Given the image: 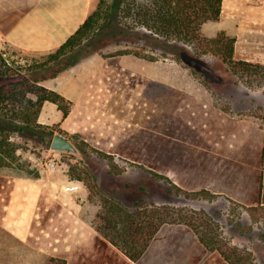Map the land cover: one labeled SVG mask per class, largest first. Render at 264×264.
I'll use <instances>...</instances> for the list:
<instances>
[{"label": "rangeland", "instance_id": "1", "mask_svg": "<svg viewBox=\"0 0 264 264\" xmlns=\"http://www.w3.org/2000/svg\"><path fill=\"white\" fill-rule=\"evenodd\" d=\"M113 1L116 0H110L111 4ZM120 13L119 10L118 17ZM116 21L113 20L111 27L105 30L107 37L104 40L107 44L100 52L105 56L120 54L124 60L121 96L114 95V88L103 87L94 91L85 103L81 97L70 103L73 131L68 132L69 137L74 142L83 139L88 141L87 148L90 152L81 155L59 153L51 148H44L35 141L26 143L25 139L13 135L12 139L22 144V152L18 153L31 161L32 166L40 173L38 177L29 176L35 179L45 176L48 180L60 181L72 178L69 175L71 165L86 162L96 176L101 190L112 192L114 198L129 210L136 209L134 202L141 198L149 207H170L175 218L180 209L185 212L205 210L220 223L223 236L232 245L247 248L251 246L257 251L254 254L257 264H264V220H255L246 206L223 195L214 193L216 196L208 198L193 194L199 190L186 188L190 194L179 193L172 185V179L155 177L150 171L164 174V167L171 163L166 161L168 149L164 148V133H182L194 137L198 135L197 129L193 127L194 123H187L190 109L185 105L194 106L201 103L203 98L196 93L186 96L185 90L209 92L211 95L204 98L209 100L208 105L222 107L239 117L248 116L260 120L258 115L264 113V86L250 87L238 81L236 76L223 69L221 59L208 56L217 68L208 67L207 75L211 76L210 79L205 76L211 86L208 87L189 68L178 62L173 54L164 55L161 47L153 49L148 41L139 39L136 33L129 36L121 33L116 39L109 37L116 30ZM256 42L249 39L241 41L235 57H250V50H254V46L257 48ZM0 51L14 68L20 70L18 74H21L9 81L0 77V86L7 82L15 83L21 76L34 80L57 68L42 71L35 67L37 62L46 60L51 52L38 56L29 54L2 43L1 39ZM117 69L121 70L119 65ZM147 73L149 77L146 79ZM151 75L154 77L151 78ZM218 77H222L225 82L217 86ZM86 84L89 85V82ZM179 102L182 104L181 108L178 107ZM98 151L114 154L113 158L103 157ZM36 158L44 161L55 159L58 161V168L52 172L43 164H38ZM185 169L186 173L189 169L188 174L195 170ZM20 175L27 174L0 168V264H46L52 256L66 258L67 264H131L122 249L114 244L108 245V240L105 242L107 237L104 234H100L104 240L93 239L94 232L97 233L98 230L101 233L98 227L103 224L106 213L100 195L90 198L93 210L84 219L81 216L69 218L63 215L61 203L55 202L43 206L42 215L37 217L25 240L10 236L2 218L8 192L14 185V178ZM190 176L191 174L186 178ZM189 180L193 182V176ZM193 183L190 185H194ZM71 198L75 202L82 200V197L77 196ZM66 201L64 204L69 205L70 200ZM73 211L68 210L67 213L73 216ZM87 217L90 218V224L83 221ZM237 221L252 225V230L237 227Z\"/></svg>", "mask_w": 264, "mask_h": 264}, {"label": "crops", "instance_id": "2", "mask_svg": "<svg viewBox=\"0 0 264 264\" xmlns=\"http://www.w3.org/2000/svg\"><path fill=\"white\" fill-rule=\"evenodd\" d=\"M99 3L100 0H0V39L29 54H48L79 29ZM221 31L236 36V54L244 39L257 41V48L250 50L247 59L264 63V0H224L220 18L202 24V32L208 37H215ZM118 65L121 70L117 69ZM124 68L120 54L105 56L97 51L43 80L42 84L73 102L81 97L85 103L94 91L103 87L114 88V95L121 96ZM148 77L147 73L146 79ZM184 93L186 96L196 93L203 98L194 106L185 105L190 109L187 123H194L198 135L164 133V148L168 149L166 161H171L164 167V174L181 187L207 189L246 208L264 205V122L208 105L209 100L204 98L211 95L209 92L185 90ZM178 107H182L181 102ZM70 120L71 112L64 116L57 103L44 102L39 115L41 123L69 136L68 132L73 131ZM185 168L195 169L189 172L194 183L186 178L190 174ZM192 183L194 185H190ZM73 196L82 197L81 202L73 201ZM66 200H70L69 205L64 204ZM55 202L61 203L62 214L69 218L81 216L84 219L93 210L90 191L81 180L15 177L2 218L6 232L25 240L37 217L42 215L43 206ZM68 210L73 211V216ZM83 221L91 223L89 217ZM100 234L98 230L94 232L93 239L104 240ZM249 249L257 253L251 246ZM124 255L131 264H231L218 250L208 249L190 226L180 223L164 224L139 260Z\"/></svg>", "mask_w": 264, "mask_h": 264}, {"label": "trees", "instance_id": "3", "mask_svg": "<svg viewBox=\"0 0 264 264\" xmlns=\"http://www.w3.org/2000/svg\"><path fill=\"white\" fill-rule=\"evenodd\" d=\"M223 1L123 0L120 3L116 0L111 4L110 0H100L97 9L81 27L52 51L46 60L39 61L35 65L42 71L57 67L53 72L36 77L34 80L21 76L15 83L7 82L0 86V168H10L30 176H40L31 161L24 159L22 154L18 153L22 144L13 140L12 136L18 135L25 139L26 143L35 141L44 148L51 147L56 129L39 121L42 106L45 101H52L57 103L64 116H67L71 101L57 90L43 85L42 81L101 51L107 44L104 40L107 37L105 30L111 27L113 20H117V26L109 37L116 39L121 33L126 36L136 33L139 39L148 41L153 49L161 47L164 55L173 54L178 62L183 63L208 87H211L206 80L211 78L207 75L208 67L213 69L216 67L208 56L221 59L223 69L236 76L238 81L250 87L264 86V64L235 57L236 36L221 31L215 37H208L202 32L204 22L220 18ZM119 10L121 13L118 17ZM19 71L0 51V77L9 81L12 77L21 75L18 74ZM224 82L225 80L220 77L216 85ZM258 116L264 121V113ZM75 143L82 154L90 152L87 148L88 141L83 139ZM98 152L106 158H113L114 155L106 151ZM83 163L71 165L69 175L85 183L90 191V198L100 195L106 213L104 222L98 229L130 258L139 260L154 235L164 224L180 223L191 226L208 249L218 250L231 264H257L254 253L247 247L232 245L223 236L220 223L205 210L185 212L180 209L175 218L170 207H149L143 203L142 198L134 202L136 209L129 210L114 198L112 192L101 190L93 171L86 162ZM112 171L110 170L111 173ZM150 171L155 177L168 179L164 174L155 170ZM172 185L179 193H191L178 184ZM193 194L208 198L216 196L207 189L195 191ZM247 210L255 220H264L263 204L248 206ZM236 225L244 230H252V225L241 221H237ZM46 264H67V259L52 256Z\"/></svg>", "mask_w": 264, "mask_h": 264}, {"label": "water", "instance_id": "4", "mask_svg": "<svg viewBox=\"0 0 264 264\" xmlns=\"http://www.w3.org/2000/svg\"><path fill=\"white\" fill-rule=\"evenodd\" d=\"M50 148L59 153L71 152L78 155L82 154L76 143L62 131L54 134Z\"/></svg>", "mask_w": 264, "mask_h": 264}, {"label": "built area", "instance_id": "5", "mask_svg": "<svg viewBox=\"0 0 264 264\" xmlns=\"http://www.w3.org/2000/svg\"><path fill=\"white\" fill-rule=\"evenodd\" d=\"M18 152H22V148H19ZM30 157L34 158L32 155ZM35 161L40 165L43 164L50 170H56L58 168V161L55 159H49V160L44 161L43 159L36 158Z\"/></svg>", "mask_w": 264, "mask_h": 264}]
</instances>
